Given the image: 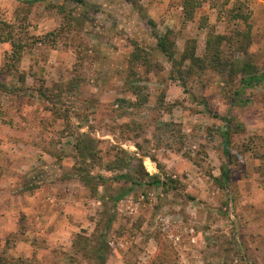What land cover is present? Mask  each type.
<instances>
[{
    "label": "rangeland",
    "instance_id": "1",
    "mask_svg": "<svg viewBox=\"0 0 264 264\" xmlns=\"http://www.w3.org/2000/svg\"><path fill=\"white\" fill-rule=\"evenodd\" d=\"M23 1L0 0L24 43L14 68L0 42V264H94L78 236L106 243L104 264H264V79L240 88L243 64L264 74V0H199L191 19L182 0ZM167 30L175 57L231 36L223 72H182L156 46ZM118 148L131 165L109 169Z\"/></svg>",
    "mask_w": 264,
    "mask_h": 264
},
{
    "label": "trees",
    "instance_id": "2",
    "mask_svg": "<svg viewBox=\"0 0 264 264\" xmlns=\"http://www.w3.org/2000/svg\"><path fill=\"white\" fill-rule=\"evenodd\" d=\"M38 0H25L23 2H27L29 5H32L34 2ZM76 2H81V0H74ZM182 9L183 14L186 19H191L194 15L195 9L200 6L199 0H182ZM236 18L241 19L244 23L248 25V15L240 10L237 7V11L234 15ZM148 23L152 28L155 27L154 21L152 19H148ZM53 31L50 32L52 34ZM171 30H167L163 34H159L157 31H154V36L156 38V46L157 48L168 58L171 62H178L179 67L187 61V64L183 65L182 72H186L188 75L193 73V70L198 69L199 71L204 70L205 68L210 67L213 70H217L218 72H223V68L226 67V62L224 61L223 56V49L222 46L226 42L231 43V36H226L224 34L218 33H209L208 37L206 38V45H205V53L202 57H199L195 53V47L192 44L193 40L191 39L188 41V44L184 47L183 51L179 54V57H175L176 50H175V43L174 40L171 38ZM244 41L249 40V30L247 29L244 31ZM0 42H9L11 46V53H10V61L11 67H15L16 63L20 60L24 43L19 36L14 33L13 26L9 23L3 22L0 25ZM242 49L245 50L244 44L242 43ZM247 64H243L241 66V72L248 73V75L242 77L240 88H245L248 86H252L255 83H259L264 79V74H257L251 73L245 68ZM12 70L11 68L9 69ZM40 94L44 95L43 91H38ZM222 119H224L222 117ZM228 121L225 123L222 137H223V152L224 155L229 158V129L228 125H226ZM165 124V123H164ZM86 157H90L92 159L98 158L96 156V150L92 146H88ZM83 152V150H82ZM124 153L123 149L118 148L113 153L112 163L107 165L109 169L115 168H124L126 166L131 165L132 158L128 157L125 158L124 156L121 157L120 155ZM125 154V153H124ZM83 155V154H82ZM126 155V154H125ZM139 174V170L136 168L134 174L130 173H119L115 174L113 178L115 179H122L124 181H128L129 185L125 190H120L115 195V199L120 198L123 196L127 191H130L136 185L142 184V181L139 177L135 175ZM139 176V175H138ZM230 176V168L228 164H223L220 167V175L213 177V181L218 185L220 188H227ZM101 181H105V177L98 176ZM151 183L159 182V179L156 176H152L150 178ZM74 247L78 252L81 253L83 257L86 259H90L93 261L94 264H104L106 259V254L109 250V247L104 243L103 240L99 241L96 239L93 241V237H81L78 236L76 240L73 242ZM161 251V249H160ZM12 258V257H11ZM8 263V262H7ZM5 264V263H4ZM11 264H28L27 259L25 258H14L12 259ZM150 264H168V261L164 259L162 255H159L153 259Z\"/></svg>",
    "mask_w": 264,
    "mask_h": 264
}]
</instances>
